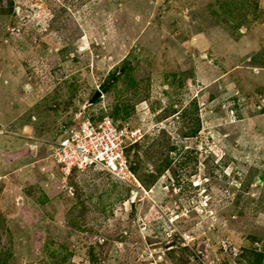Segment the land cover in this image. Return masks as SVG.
Returning <instances> with one entry per match:
<instances>
[{
  "label": "rangeland",
  "instance_id": "1",
  "mask_svg": "<svg viewBox=\"0 0 264 264\" xmlns=\"http://www.w3.org/2000/svg\"><path fill=\"white\" fill-rule=\"evenodd\" d=\"M102 115L138 195L51 157ZM0 264H264V0H0Z\"/></svg>",
  "mask_w": 264,
  "mask_h": 264
},
{
  "label": "built area",
  "instance_id": "2",
  "mask_svg": "<svg viewBox=\"0 0 264 264\" xmlns=\"http://www.w3.org/2000/svg\"><path fill=\"white\" fill-rule=\"evenodd\" d=\"M143 137L141 129L124 125L110 115L86 117L52 143L51 157L65 174H71L72 170L100 169L131 186L138 195L144 188L128 150Z\"/></svg>",
  "mask_w": 264,
  "mask_h": 264
},
{
  "label": "water",
  "instance_id": "3",
  "mask_svg": "<svg viewBox=\"0 0 264 264\" xmlns=\"http://www.w3.org/2000/svg\"><path fill=\"white\" fill-rule=\"evenodd\" d=\"M99 96H100V91H96L93 96V100H96Z\"/></svg>",
  "mask_w": 264,
  "mask_h": 264
},
{
  "label": "trees",
  "instance_id": "4",
  "mask_svg": "<svg viewBox=\"0 0 264 264\" xmlns=\"http://www.w3.org/2000/svg\"><path fill=\"white\" fill-rule=\"evenodd\" d=\"M102 90H104V91H105V90H106V88L104 87ZM115 120H116V119H115Z\"/></svg>",
  "mask_w": 264,
  "mask_h": 264
},
{
  "label": "clouds",
  "instance_id": "5",
  "mask_svg": "<svg viewBox=\"0 0 264 264\" xmlns=\"http://www.w3.org/2000/svg\"><path fill=\"white\" fill-rule=\"evenodd\" d=\"M136 195V194H135Z\"/></svg>",
  "mask_w": 264,
  "mask_h": 264
}]
</instances>
